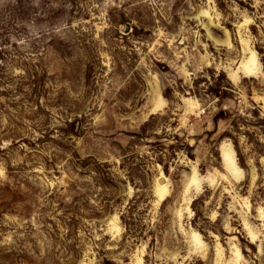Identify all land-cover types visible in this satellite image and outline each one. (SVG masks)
<instances>
[{
	"label": "rangeland",
	"instance_id": "obj_1",
	"mask_svg": "<svg viewBox=\"0 0 264 264\" xmlns=\"http://www.w3.org/2000/svg\"><path fill=\"white\" fill-rule=\"evenodd\" d=\"M0 264H264V0H0Z\"/></svg>",
	"mask_w": 264,
	"mask_h": 264
},
{
	"label": "bare ground",
	"instance_id": "obj_2",
	"mask_svg": "<svg viewBox=\"0 0 264 264\" xmlns=\"http://www.w3.org/2000/svg\"><path fill=\"white\" fill-rule=\"evenodd\" d=\"M220 151L222 152V153H221V157H222V159H223V163H224V165L226 166V163L228 164L227 156H226L225 153L223 152L222 148H220Z\"/></svg>",
	"mask_w": 264,
	"mask_h": 264
}]
</instances>
